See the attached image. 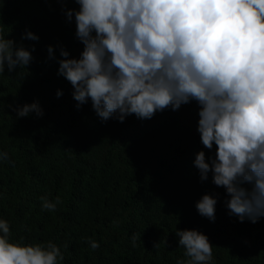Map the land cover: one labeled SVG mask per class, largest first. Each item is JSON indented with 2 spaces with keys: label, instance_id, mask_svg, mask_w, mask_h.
I'll return each mask as SVG.
<instances>
[{
  "label": "trees",
  "instance_id": "trees-1",
  "mask_svg": "<svg viewBox=\"0 0 264 264\" xmlns=\"http://www.w3.org/2000/svg\"><path fill=\"white\" fill-rule=\"evenodd\" d=\"M79 8L76 0H0V34L33 57L0 73V152L9 157L0 160V219L10 241H51L63 255L57 264H177L188 259L177 229H195L212 244L208 264H264V217L241 222L212 173L201 181L191 169L198 152L210 163L217 149L201 142L195 100L123 122L101 120L90 99L77 109L58 62L61 47L69 58L83 51L75 14L67 18ZM27 31L39 39L25 38ZM34 101L42 116H17ZM206 193L217 199L214 221L196 208ZM41 197L60 202L49 211ZM92 240L100 247L93 250Z\"/></svg>",
  "mask_w": 264,
  "mask_h": 264
},
{
  "label": "clouds",
  "instance_id": "clouds-1",
  "mask_svg": "<svg viewBox=\"0 0 264 264\" xmlns=\"http://www.w3.org/2000/svg\"><path fill=\"white\" fill-rule=\"evenodd\" d=\"M67 10L84 45L79 58L61 47L58 75L73 87L79 109L88 100L101 120L123 122L135 114L151 119L157 111L177 110L195 100L203 146H217L215 158L196 154L191 169L201 181L224 187L230 214L241 222L264 217V0H76ZM25 38L39 37L27 31ZM54 58L53 47H48ZM31 51L0 34V73L27 67ZM62 91H57V96ZM43 115L38 101L17 108L18 117ZM0 152V160H8ZM247 184L249 187H245ZM42 207L54 211L60 198ZM217 199L204 194L197 211L215 220ZM0 219V264H57L63 260L53 242L10 241ZM188 259L177 264H208L212 244L195 229H177ZM90 247L100 245L92 240ZM135 246V238H133ZM158 246V245H155Z\"/></svg>",
  "mask_w": 264,
  "mask_h": 264
}]
</instances>
